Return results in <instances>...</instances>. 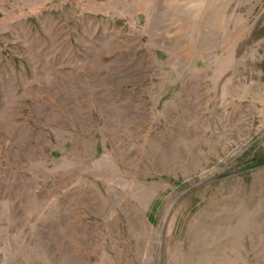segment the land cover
Segmentation results:
<instances>
[{"label": "rangeland", "instance_id": "rangeland-1", "mask_svg": "<svg viewBox=\"0 0 264 264\" xmlns=\"http://www.w3.org/2000/svg\"><path fill=\"white\" fill-rule=\"evenodd\" d=\"M0 264H264V0H0Z\"/></svg>", "mask_w": 264, "mask_h": 264}]
</instances>
